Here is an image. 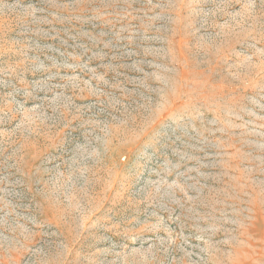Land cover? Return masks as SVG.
Here are the masks:
<instances>
[{
    "label": "rangeland",
    "instance_id": "rangeland-1",
    "mask_svg": "<svg viewBox=\"0 0 264 264\" xmlns=\"http://www.w3.org/2000/svg\"><path fill=\"white\" fill-rule=\"evenodd\" d=\"M0 264H264V0H0Z\"/></svg>",
    "mask_w": 264,
    "mask_h": 264
}]
</instances>
